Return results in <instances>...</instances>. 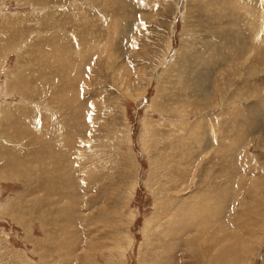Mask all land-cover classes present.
<instances>
[{
	"label": "rangeland",
	"instance_id": "rangeland-1",
	"mask_svg": "<svg viewBox=\"0 0 264 264\" xmlns=\"http://www.w3.org/2000/svg\"><path fill=\"white\" fill-rule=\"evenodd\" d=\"M0 119V264H264V0H0Z\"/></svg>",
	"mask_w": 264,
	"mask_h": 264
},
{
	"label": "bare ground",
	"instance_id": "bare-ground-1",
	"mask_svg": "<svg viewBox=\"0 0 264 264\" xmlns=\"http://www.w3.org/2000/svg\"><path fill=\"white\" fill-rule=\"evenodd\" d=\"M84 44H86V43H84ZM84 44H82L83 46H84ZM92 58V57H91ZM80 63V62H79ZM86 66V65H85ZM78 73H80V72H78ZM189 73H191V72H189ZM67 74H69V73H67ZM81 74H82V72H81ZM69 76V75H68ZM77 77H79V76H77ZM77 79V78H76ZM74 80H75V78H74ZM78 80V79H77ZM79 81V80H78ZM77 82V81H76ZM74 83V82H73ZM68 84V83H67ZM67 84H65V85H67ZM72 84V83H71ZM70 84V85H71ZM69 85V86H70ZM68 86V85H67ZM66 87V86H65ZM65 87H63L64 89H66ZM74 87V86H73ZM75 87L78 89V82L77 83H75ZM68 88H70V87H68ZM63 89V90H64ZM62 91V90H61ZM77 91H79V90H77ZM79 93V92H78ZM77 93V94H78ZM74 94H75V92H74ZM75 96H76V94H75ZM69 97V96H68ZM78 97V96H77ZM67 98V97H66ZM75 99V98H74ZM73 100V98L71 99V101ZM70 101V100H69ZM77 102H78V100H77ZM155 103H156V101H155V98L152 100V103H151V106L153 105H155ZM71 104H72V102H71ZM73 104H74V102H73ZM159 104V103H158ZM156 105H157V103H156ZM71 106L72 105H70V107L69 108H71ZM76 106H78V104H76ZM74 107V106H73ZM149 107V106H148ZM50 109V108H49ZM48 109V110H49ZM54 110V109H53ZM67 110V109H66ZM74 111V108H73V110L71 109V112H73ZM91 115H92V113H91ZM30 118H32V117H30ZM1 120V119H0ZM3 120H4V118H3ZM2 121V120H1ZM57 121V120H56ZM148 122V121H147ZM55 129H58V126H56L55 127ZM153 127H151L150 125H147V124H145L144 123V135H143V137H142V140H143V145L145 146V148H148L149 146H150V144L148 143V141H150V140H148V137L153 133ZM85 132V131H84ZM87 143V142H86ZM152 147V146H151ZM66 150V149H65ZM64 151V150H63ZM61 153V152H60ZM65 153V152H64ZM90 162H92V161H90ZM72 166H74L73 164H72ZM71 167V166H70ZM92 167V166H91ZM157 169V168H156ZM151 170H152V167H151ZM50 171H52V172H55L53 169L52 170H50ZM56 174V173H55ZM153 171L150 173V177H149V179H150V181H151V178L153 177ZM168 174V173H167ZM73 175L74 176H79L78 175V173H76V172H74L73 173ZM158 174H156V177H160V175H158ZM161 176H163V174H161ZM165 176V175H164ZM155 177V176H154ZM54 179V178H53ZM76 179V178H75ZM91 179V178H90ZM56 180V179H55ZM72 180V179H71ZM99 180V179H98ZM92 181V180H91ZM49 182H51L50 180H49ZM111 182V181H110ZM159 183H160V181H159ZM161 183L163 184V185H161L159 188H161V191H159L158 192V194H161V198H162V194H164V196H163V199H164V202L162 203V206H164V207H167V208H169L171 205H170V203L168 202V203H166V201H173L174 202V200L176 199V197H171V196H174V195H171V196H169V195H166V192H168L170 189H171V187H169L168 185H167V182L164 184L162 181H161ZM57 184V183H56ZM56 185H54V187H55ZM60 186V185H59ZM64 187V186H63ZM242 187V186H241ZM252 187H254V186H252ZM53 188V187H52ZM255 188V187H254ZM107 183L104 185V194H103V197L106 195V192H107ZM258 191V189L256 188L255 189V191L253 192L252 190H251V192L252 193H250L249 195H252V198H250V202H249V209H247V210H244V212H242V215H240L239 216V214L240 213H238L237 215H235L234 217H236V221H237V223H238V225H242V226H248V227H251V229H249L250 230V232H251V235H253V236H257L259 233H261L263 230H264V218H261V223H259V224H256V225H254L253 223H252V215H253V211L255 210V209H250V206H251V202H253V201H255V196L256 197H260V193H256ZM87 192V191H86ZM225 192H228V191H225ZM84 194V193H83ZM86 194V193H85ZM204 195H205V197H200L201 199H200V201H199V206H203V205H212V208H214V209H218V208H220V205H222L223 203L222 202H224V197L223 196H221V195H217L216 197H217V201H216V203H213V202H210V201H208L207 202V194H205V192L203 193ZM117 195V194H116ZM242 195V193H241V191L240 192H238L236 195H235V198H238V197H240ZM114 196V195H113ZM130 196H131V192H130ZM176 196V195H175ZM108 198L106 199L108 202H110V201H113L114 199L112 198V195L110 196V194L107 196ZM106 198V197H105ZM181 198V200L182 201H184L183 200V198L182 197H180ZM180 198H179V200H180ZM263 198V197H262ZM83 199H87V197L86 198H84L83 197ZM103 200V199H102ZM177 200V199H176ZM239 200V199H238ZM246 200H248V198L246 199ZM256 200H258V199H256ZM104 201V200H103ZM262 201V200H261ZM240 202V201H239ZM242 202V201H241ZM258 202H259V200H258ZM264 202V201H263ZM118 203V202H117ZM117 203H114V204H117ZM86 204V203H85ZM193 204V203H192ZM170 205V206H169ZM81 206V205H80ZM209 206L207 207V208H209ZM44 207V206H43ZM115 207H116V205H115ZM193 207H195V205L193 206ZM207 208H205L206 210H207ZM253 208V207H252ZM68 209V208H67ZM70 209V208H69ZM84 209V208H83ZM83 209H81V210H83ZM89 208H87V209H84V211H87ZM122 209H123V207H122ZM122 209L120 210L119 208H116L115 209V214H114V217H116V220H120L121 219V217H122V215H123V212H122ZM68 211V210H67ZM70 211V210H69ZM72 211V210H71ZM74 211V210H73ZM90 211V210H89ZM169 211V210H168ZM75 212V211H74ZM73 213V212H72ZM173 213H175V211L173 210ZM163 214V213H162ZM165 214V213H164ZM110 215V214H109ZM132 215V214H131ZM211 215V214H210ZM106 216H108L107 215V213L106 212H103V211H101V212H99V221H101V219H106ZM213 216V215H212ZM71 217V216H70ZM89 217V216H88ZM169 217H171V216H169ZM160 218V217H159ZM205 218H206V214L205 215H201V216H199V220L201 221V220H204V221H206L205 220ZM162 219V218H161ZM67 220V219H66ZM81 220V219H80ZM185 220V219H184ZM81 221H83V220H81ZM167 221V220H166ZM104 222V221H103ZM152 222V221H151ZM104 226H110L111 224H109V222H108V220L106 221V222H104ZM149 224L150 223H148V224H145V228L147 229V230H151V229H149ZM122 225V224H121ZM161 225V224H160ZM160 225H155V226H160ZM147 226V227H146ZM101 226H99V228H100ZM182 227V225L180 226V228ZM102 230H105L104 229V227L102 226ZM184 228V227H183ZM171 229V228H170ZM182 230V229H181ZM110 232V231H109ZM117 232H121V230L119 229V231H117ZM123 233V232H122ZM144 236L146 237V239H148L149 237H147L148 235L146 234L147 233V231L144 229ZM184 233V232H183ZM245 235V234H244ZM247 235V234H246ZM122 236V235H121ZM120 236V237H121ZM105 236L104 235H102L101 237L98 235V237L97 238H99V239H101V238H104ZM119 237V238H120ZM74 238V237H73ZM216 238H218L217 236H216ZM243 238V237H242ZM99 239L97 240V242H99ZM186 239V238H185ZM117 240H119L118 238H117ZM116 240V241H117ZM212 240V244L213 243H217V239L216 240H214V239H211ZM115 241V242H116ZM243 241V240H242ZM94 242H96V241H94ZM88 243H91L92 245H93V242H88ZM100 244V243H99ZM100 245H98L97 247H98V249L100 248L99 247ZM86 248H89V247H86ZM88 254V253H87ZM90 255V254H89ZM235 258V260L237 261L238 259H237V257L235 256L234 257Z\"/></svg>",
	"mask_w": 264,
	"mask_h": 264
}]
</instances>
